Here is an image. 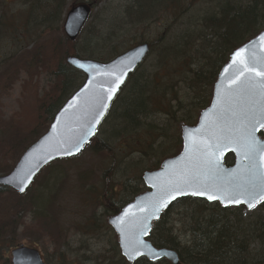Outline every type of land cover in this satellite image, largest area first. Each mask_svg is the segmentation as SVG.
<instances>
[{"label":"rangeland","instance_id":"1","mask_svg":"<svg viewBox=\"0 0 264 264\" xmlns=\"http://www.w3.org/2000/svg\"><path fill=\"white\" fill-rule=\"evenodd\" d=\"M28 1L0 0V9L6 19L15 21L21 28L27 19ZM78 1L66 0L59 32H48L43 39L33 42L35 37L31 32L23 37L26 41H21V46L16 42L20 40L16 32L10 35L0 32V176L12 170L32 141V130L45 127L41 105L56 96L55 81L47 60L53 49L51 42L65 37L62 23L69 7L81 2L91 3L92 11L75 43L80 51L78 57L106 62L142 42H147L151 48V43L161 35L172 40L187 30H193L200 18L214 11L218 3V0H190L189 6H184L188 7L185 10L160 9L151 22L137 23L131 22V15L126 14L129 0ZM111 37L114 38L109 41ZM114 46L116 50L112 53ZM21 47L24 49L20 50ZM37 48L44 58L40 63L38 56L37 59L31 57ZM89 50L96 57H88ZM111 53L115 55L108 58ZM152 59L151 55L142 65L147 72L152 71L149 64H155V59ZM172 82L177 100L185 107L184 111L177 112V117L188 113V117L196 121L200 111L191 108L193 96L181 85L179 78ZM125 91L126 87L116 100ZM175 97L166 94L173 106L176 105ZM163 102L157 100L153 105L157 114L151 120L159 125L167 122L166 116L157 112L162 109L159 106ZM118 108L117 101L112 103L109 113H116ZM111 123V118L103 120L96 137L106 139L113 127ZM181 126L178 122L168 126L169 139L158 149L156 156L150 154V157L142 159L137 153L127 155L118 149L121 143L117 139L110 143V153L95 152L86 146L72 158L52 162L39 173L24 194L10 188L0 191V264H11V251L20 245L37 249L45 264H169L166 260L150 263L146 259L127 262L119 253L117 236L108 219L145 190L139 179L142 172L150 170L155 161L162 160L159 156L161 150L167 153L176 150L178 144H173L180 139ZM134 189L138 191L136 195ZM260 209L261 205L244 210V213L246 216L257 214ZM186 210L194 213L184 205H177L169 213V224L181 242L187 237L190 239Z\"/></svg>","mask_w":264,"mask_h":264},{"label":"trees","instance_id":"2","mask_svg":"<svg viewBox=\"0 0 264 264\" xmlns=\"http://www.w3.org/2000/svg\"><path fill=\"white\" fill-rule=\"evenodd\" d=\"M189 1L129 0L126 14L131 15V22H151L160 9L173 12L185 10L188 7L184 6H189ZM28 2L27 19L21 28L14 23L15 21L6 19L4 11L0 9V32L9 35L16 32L20 40L16 41L12 36V41L18 42L21 46V41H26H24L26 37L24 39L23 37L31 32L35 37L33 42L43 39L48 32H59L66 0H29ZM263 28L264 0H245L244 3L238 0H218L216 9L202 16L193 30H187L172 40H167L166 35L159 36L151 43L148 54V58L152 55L155 59V64H149L152 66V71L147 72L142 67L144 64L142 63L130 75L121 89L124 92L126 87L125 94L114 100L119 106L118 111L112 114L108 112L104 118V120L111 118L113 123L109 135L106 139H100L95 135L88 146L95 152L110 153V143L120 139L121 144L118 149L124 150L127 155L137 153L142 159L150 157V154L156 156L158 149L162 148L169 139L167 128L172 122H178L180 125L195 123V119L191 120L188 113L177 117V112L184 111L185 107L177 100V92L173 90L172 80L179 78L181 85L193 96L191 108L200 111L208 105L212 86L229 54ZM30 29L34 30L30 31ZM113 38H109V41ZM76 40L70 42L63 37L51 42L53 49L51 56H48L47 67L55 81L56 96L47 104L41 105L46 119L45 127L42 130L38 127L32 130V141L27 146L34 142L45 128L47 129L61 105L83 82V75L67 65L64 59L69 53L76 56L80 54L75 44ZM38 48L32 51L31 57L37 59L38 56L40 63L44 58L42 59L40 51H37ZM22 49L24 48L21 47L20 50ZM112 49H114L112 53H115L116 47ZM112 53L108 58L115 55ZM87 56L96 57L90 50ZM101 58L104 57H98ZM166 94L176 95L173 98L176 101L175 106L166 98ZM154 100L165 101L164 107L163 103L159 106L163 111L157 110L166 116L167 122L162 125L151 120L157 114L153 108L156 102ZM173 145H177L173 153L161 150L159 156L164 159L177 153L181 148V140L179 139L178 142L176 140ZM160 162L161 160L155 161L151 169L158 167ZM225 162L230 164L232 157L226 156ZM139 179L141 180V177ZM4 188L0 187V191ZM134 192L135 195L138 193L135 189ZM177 205H184L194 212L191 214L190 210H186V217L190 222L187 235L190 239L187 237L183 242L177 239L174 229L169 224V213ZM263 210L264 203L261 204L257 214L246 216L242 205L221 207L218 203L184 197L172 203L161 214L153 224L148 239L155 247L176 251L179 260L184 264H264Z\"/></svg>","mask_w":264,"mask_h":264},{"label":"water","instance_id":"3","mask_svg":"<svg viewBox=\"0 0 264 264\" xmlns=\"http://www.w3.org/2000/svg\"><path fill=\"white\" fill-rule=\"evenodd\" d=\"M91 7L90 3H80L66 11L62 30L70 42L79 35ZM241 49L245 51L237 57ZM149 51L150 45L142 42L106 62L66 56V64L82 73V84L55 113L47 130L23 151L12 170L0 176V186L23 194L46 165L76 156L91 142L112 101ZM260 57H264V29L229 54L217 74L209 104L199 112L195 124L181 126L180 151L162 160L157 169L144 171L141 180L146 189L108 219L117 236L121 255L128 262L145 257L149 261L184 264L176 251L157 248L148 240L153 223L180 198L194 197L227 207L237 205L230 202V197L243 193L242 202L238 204L246 209L253 208L248 207L252 197L246 190L251 188V182L258 184L260 174L264 173V138L259 134L264 124H256L252 132L255 146L260 151L251 160L245 156L239 136L247 123L244 114L254 104L259 108L264 98L258 93L242 92L237 84L246 79L252 82L260 79L257 72L261 66L255 63ZM246 58L253 70L244 68L241 75L237 69L243 68L240 61ZM226 136L232 138L224 139ZM218 142L226 146L214 151L213 146ZM227 155L233 157L230 165L224 162ZM177 188L182 191H176ZM261 191L257 187L253 194L259 196ZM209 195L216 199H208ZM11 264L44 263L36 249L21 245L11 251Z\"/></svg>","mask_w":264,"mask_h":264},{"label":"snow or ice","instance_id":"4","mask_svg":"<svg viewBox=\"0 0 264 264\" xmlns=\"http://www.w3.org/2000/svg\"><path fill=\"white\" fill-rule=\"evenodd\" d=\"M244 51H245L244 49H241L240 52L236 54V56L239 57L240 53ZM240 63L243 65V68H238L237 71H239L241 75H243L244 68H247L249 71L253 70V68L249 67L248 58L244 59L243 61H240ZM255 63H259L261 66V70L257 72V76H259L260 79L255 82H252L248 79L240 81L237 84V87L242 92H245L249 95H255L256 93H258L262 98H264V57L256 58ZM118 86L119 85H117V87ZM111 91L114 92L115 89H111ZM109 99H111V96H109ZM244 119L247 121V123L243 126L242 130L240 131L239 141L241 142V147L244 149L245 156L248 157L249 160H251L253 155L257 151H260V149H258L255 146V140H254V137L252 136V132L255 130L256 124L258 123L264 124V103H261L259 108L255 107V104H254L253 107L250 108L249 111L244 114ZM231 138L232 137L230 136L224 137V139H231ZM224 146L226 145L223 144L222 142H218L215 146H213L214 151H218L221 147H224ZM258 179H259L258 184L255 182H251V188L246 190L247 194L252 197V199L248 201L249 208H252L255 206L254 202L256 200L260 199L261 197H264V173H261ZM257 187L262 189L259 196L253 194L255 190L257 189ZM175 190L182 191V189H179V188ZM20 191L23 192L24 188L21 187ZM242 195L243 193L240 196H237L235 198L230 197V202H234L237 204L241 203ZM208 199L212 200V199H216V197L213 195H209Z\"/></svg>","mask_w":264,"mask_h":264},{"label":"bare ground","instance_id":"5","mask_svg":"<svg viewBox=\"0 0 264 264\" xmlns=\"http://www.w3.org/2000/svg\"><path fill=\"white\" fill-rule=\"evenodd\" d=\"M69 8H70V7H69ZM83 28H84V27H83ZM82 30H83V29H82ZM63 33H64V32H63ZM64 36L66 37L65 34H64ZM66 38H67V37H66ZM147 59H148V55H147V56L145 57V59L143 60V63H144V61H146ZM141 64H142V63H141ZM141 64H140V65H141ZM138 67H139V66H138ZM32 143H33V142H32ZM27 147H28V146H27ZM27 147H26V148H27ZM26 148H25V149H26ZM40 172H41V171H40ZM40 172H39V173H40ZM35 179H36V178H35ZM33 182H34V181H33ZM33 182H32V183H33ZM32 183H31L30 186L27 188V190L31 187ZM27 190H26V191H27ZM23 194H24V193H23ZM147 261L150 262V263H155V262H158L159 260H158V261H149V260L147 259Z\"/></svg>","mask_w":264,"mask_h":264},{"label":"flooded vegetation","instance_id":"6","mask_svg":"<svg viewBox=\"0 0 264 264\" xmlns=\"http://www.w3.org/2000/svg\"><path fill=\"white\" fill-rule=\"evenodd\" d=\"M262 203H264V199H263L262 201H260L256 206H259V205H261ZM119 210H120V209H119ZM119 210H118V211H119ZM118 211H117V212H118ZM117 212H116V213H117ZM116 213H115V214H116ZM116 244H117V242H116ZM117 247H118V244H117ZM118 250H119V248H118ZM119 253H120V250H119ZM120 255H121V254H120ZM40 256H41V255H40ZM121 256H122V255H121ZM122 258H123V257H122ZM41 259H42V256H41ZM123 259H124V258H123ZM42 261H43V259H42ZM43 262H44V261H43ZM44 264H45V263H44Z\"/></svg>","mask_w":264,"mask_h":264}]
</instances>
